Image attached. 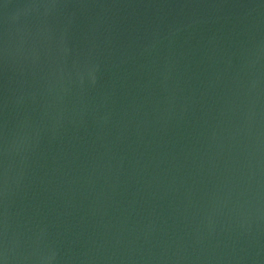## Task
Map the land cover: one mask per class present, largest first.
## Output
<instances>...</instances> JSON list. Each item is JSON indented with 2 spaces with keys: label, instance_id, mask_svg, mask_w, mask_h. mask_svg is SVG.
Returning <instances> with one entry per match:
<instances>
[{
  "label": "water",
  "instance_id": "obj_1",
  "mask_svg": "<svg viewBox=\"0 0 264 264\" xmlns=\"http://www.w3.org/2000/svg\"><path fill=\"white\" fill-rule=\"evenodd\" d=\"M0 264H264V0H0Z\"/></svg>",
  "mask_w": 264,
  "mask_h": 264
}]
</instances>
